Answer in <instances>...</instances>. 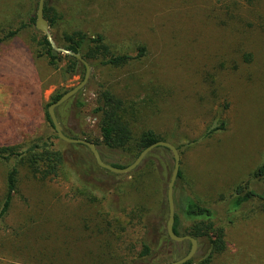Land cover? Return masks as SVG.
<instances>
[{"label": "rangeland", "instance_id": "rangeland-1", "mask_svg": "<svg viewBox=\"0 0 264 264\" xmlns=\"http://www.w3.org/2000/svg\"><path fill=\"white\" fill-rule=\"evenodd\" d=\"M237 1L241 11L250 12L246 0ZM48 2L58 3L64 13L58 29L52 30L59 40L62 32L78 28L102 33L117 52L133 53L139 44L146 47L144 56L123 66H90L81 92L88 110L79 114L73 109L62 117L63 132L98 135L89 108L97 82L106 83L136 108L130 118L134 131L151 127L162 137L186 143L179 149L182 177L176 198L190 195L214 210L215 227L224 225L225 248L213 253L209 264H264V211L252 201L228 211L236 186L264 162V20L248 13V20L231 32L217 23L221 0ZM33 8L31 0H0V36L2 29L14 28L9 24H16L11 22L15 11L27 17ZM249 21L255 27L248 26ZM35 39L29 28H23L0 42V145L51 134L45 117L50 97L82 78L81 73H66L64 60L50 65L37 55ZM249 51L254 57L246 63L243 54ZM57 144L69 161L89 156L71 143ZM149 153L139 165L153 160L164 171L159 192L165 194L171 153L161 147ZM119 154L110 153L106 161L128 164L133 160L127 162ZM6 169L7 163L0 161V198ZM119 175L108 179L118 185ZM122 175L124 181L133 178L131 172ZM251 187L264 192L259 181H252ZM96 208L76 191L68 172L43 181L21 174L18 192L0 224V264H114L115 260L117 264H163L189 249L188 240L164 241L146 261L129 262L140 250V226L127 224L126 216H121V238L109 241L104 225L101 233L94 231L97 225L90 217ZM228 218L233 221L228 223ZM207 248L204 240L197 241L191 264H200Z\"/></svg>", "mask_w": 264, "mask_h": 264}, {"label": "trees", "instance_id": "trees-1", "mask_svg": "<svg viewBox=\"0 0 264 264\" xmlns=\"http://www.w3.org/2000/svg\"><path fill=\"white\" fill-rule=\"evenodd\" d=\"M32 1L34 8L27 17L19 15L15 11L11 22L16 24H9L14 28H9L6 31L2 29L3 34L0 36V42L13 37L23 28H29L33 37H36L34 42L37 55L45 57L50 65H56L59 61L64 60L66 73H81L83 76V64L72 55L53 53L45 35L35 28L37 0ZM221 2L223 9L216 16L217 23L231 32L239 30V22L247 19L248 13L264 20V0H246L245 4L250 6V12L241 11V6L237 0H232L229 3L225 0H221ZM43 14L49 22L56 43L73 51L78 50L92 67L123 66L134 59H140L146 52V47L143 44L136 46L133 53L114 51L102 33L90 34L78 28L62 32L59 40V37L55 36L52 30H57L63 21L64 13L60 6L58 3H49L48 0H44ZM246 24L255 27V23L250 21ZM253 57V52H244L242 60L249 63L252 62ZM220 65H223V62ZM64 91L53 94L47 105L56 100ZM81 92L82 89L55 109L60 124L70 110L74 109L79 114L88 110ZM47 105L45 117L53 129L51 134L24 143L0 145V161L7 163L4 190L0 198V224L8 213L14 195L18 192L21 174L28 178L43 181L47 178L56 177L60 173L68 172L73 179V187L76 191L97 206L95 214L90 217L94 218L93 221L97 225V230L94 231L101 233L100 229L104 225L108 235L107 239L117 242L124 230L118 227L122 223L119 217L126 216L127 224L133 226L137 223L141 228L138 237L140 250L131 255L129 262L137 259L146 261L161 242L172 241L163 228V221L168 212L166 195L159 192L160 183L166 179L164 171L159 170L155 162L151 160L147 164H141L130 171L133 178L130 181H124V175L113 173L98 166L88 147L82 143L71 144L85 149L89 156L69 161L61 146L57 144L58 141L63 140L55 133L47 113ZM89 111L96 118L98 135L92 138H83L94 143L101 158L105 161L110 153L119 152L121 158H126L127 162H130L142 148L160 139L175 144L178 150L186 144L180 143L176 138L162 137L159 132L151 127H143L134 131L130 118L135 115L136 108L104 82H97L94 102ZM219 127L221 125L211 128V131ZM161 148L169 151L165 147ZM110 163L118 167L126 165V163ZM117 175L122 176V181L118 185L108 179L109 176ZM181 177L182 171L179 168L173 191L175 210L173 230L176 234H189L197 241L204 240L208 248L207 252L199 258V262L200 264H209L212 254L225 248L224 225L221 223L222 225L215 227L217 216L214 210L190 195H182L176 198L177 181ZM254 180L259 181L262 186L264 185V162L253 170L249 178L236 186L230 201L229 213L243 205L247 206L251 201L264 211V192L251 187ZM232 221V218L227 220L228 223ZM179 227H182L183 231H179ZM191 263H193V257L184 264ZM114 264H117L116 260Z\"/></svg>", "mask_w": 264, "mask_h": 264}, {"label": "water", "instance_id": "water-1", "mask_svg": "<svg viewBox=\"0 0 264 264\" xmlns=\"http://www.w3.org/2000/svg\"><path fill=\"white\" fill-rule=\"evenodd\" d=\"M43 7H44V0H37L35 20H34L35 28L41 31L45 35L47 41L49 42L52 48L53 53H62V54L72 55L84 66V73H83L81 80L77 84L65 90L56 100H54L53 102H50L47 105V113L51 120V123L55 130L56 135L65 142L82 143L86 145L95 163L98 166H100L101 168L107 169L113 173H118V174L127 173V172L134 170L141 163L144 157L156 147L161 146L169 150V152L171 153L172 159H173V165H172V169L169 174V177H168V181L166 184V190H165L167 209H168L166 223H165V231L171 240H174V241L188 240L190 243V246L187 252L183 256L175 260L163 263V264H184L185 262H187L189 259H191L194 256L196 249H197V239L189 234H182V235L176 234L173 230L174 212H175L173 191H174V184L178 176L179 163H180V153H179L178 148L176 147L175 144L171 143L170 141L161 140V139L156 140L155 142L142 148L140 152L136 155V157L130 163L126 164L125 166L118 167V166H115L103 160L99 154L97 147L94 145L93 142L83 137H71V136L66 135L63 132L62 126L58 121L55 109L58 106H60L62 103H64L66 100H68L70 97H72L74 94H76L79 90L84 88V86L86 85L88 81V78L91 72V67L88 61L81 55V53L78 50L73 51L69 48H66L65 46H61L56 43V41L54 40L52 36L49 22L44 17Z\"/></svg>", "mask_w": 264, "mask_h": 264}]
</instances>
